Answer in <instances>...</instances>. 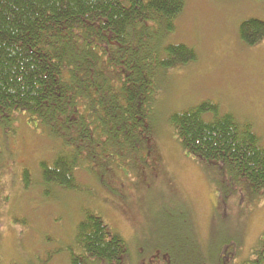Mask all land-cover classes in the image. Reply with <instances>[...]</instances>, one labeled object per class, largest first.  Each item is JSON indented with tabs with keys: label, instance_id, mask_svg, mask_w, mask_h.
Instances as JSON below:
<instances>
[{
	"label": "rangeland",
	"instance_id": "obj_1",
	"mask_svg": "<svg viewBox=\"0 0 264 264\" xmlns=\"http://www.w3.org/2000/svg\"><path fill=\"white\" fill-rule=\"evenodd\" d=\"M248 18L264 21L263 1H184L165 42L192 47L196 59L156 76L148 166L118 161L100 168L101 180L91 173L96 168L78 169V190L56 187L46 198L38 164L58 147L26 115L14 116L0 130V264H69L83 209L124 238L126 264H197L201 249L211 262L219 249L228 264L249 259L264 244V193L251 195L218 166L208 171L182 149L168 122L173 112L209 100L219 113L249 122L264 146V40L240 41L238 26Z\"/></svg>",
	"mask_w": 264,
	"mask_h": 264
},
{
	"label": "trees",
	"instance_id": "obj_2",
	"mask_svg": "<svg viewBox=\"0 0 264 264\" xmlns=\"http://www.w3.org/2000/svg\"><path fill=\"white\" fill-rule=\"evenodd\" d=\"M184 1L0 0V130L26 115L58 147L38 164L44 197L56 187L78 190V169L96 168L100 179V168L118 161L148 166L156 76L196 59L192 47L165 42ZM238 37L260 43L264 21L243 20ZM168 122L208 171L218 166L251 195L264 193V146L249 122L219 113L209 100L173 112ZM74 242L69 264H126V241L91 210L81 211ZM175 248L182 256L184 246ZM220 251L211 262L201 249L197 264H228ZM240 264H264V244Z\"/></svg>",
	"mask_w": 264,
	"mask_h": 264
}]
</instances>
